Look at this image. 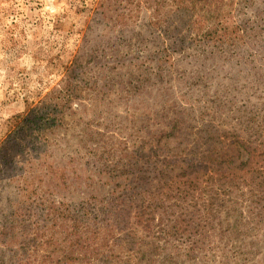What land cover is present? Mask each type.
I'll use <instances>...</instances> for the list:
<instances>
[{"label":"rangeland","instance_id":"obj_1","mask_svg":"<svg viewBox=\"0 0 264 264\" xmlns=\"http://www.w3.org/2000/svg\"><path fill=\"white\" fill-rule=\"evenodd\" d=\"M130 1L0 0V145L15 116L52 91H64L66 70L80 59L79 97L50 138L48 166L34 169L49 174L36 202L32 149L15 160L1 152L0 264H264V202L254 190L264 185L254 175L255 169L264 171V0H218V12L204 14L202 24L215 28L207 42L192 30L196 18L180 14L171 26L181 29L184 40L176 52L168 49L175 34L163 41L165 30L148 26L155 12L164 19L176 8L172 0ZM126 6L133 17L122 24L118 16ZM100 7L110 9L101 25L93 20ZM164 49L171 62L162 66L158 54ZM212 133H226L214 144L223 148L221 155L232 148L229 134L246 147L223 182L203 183L219 193L210 211L203 202L177 198L170 204L163 196L165 178L145 186V200L168 209L147 228L136 227V206L109 212L119 201L108 195L124 183L115 176L141 173L132 166L134 153L156 150L153 164L165 167L163 159L175 160L195 144L206 154ZM177 175L169 177L174 185L180 184ZM52 204L63 213L80 208L89 216L81 222L47 217ZM101 205L110 206L104 216ZM179 217L188 232L166 235L167 220ZM92 219L103 220L100 235L109 225L100 242L89 230L95 228ZM115 223L126 225L124 231L115 230Z\"/></svg>","mask_w":264,"mask_h":264},{"label":"trees","instance_id":"obj_2","mask_svg":"<svg viewBox=\"0 0 264 264\" xmlns=\"http://www.w3.org/2000/svg\"><path fill=\"white\" fill-rule=\"evenodd\" d=\"M104 0H100V3ZM140 1L145 0H139ZM133 4L130 0H126V3ZM218 0H172V6L176 7L175 9H171L167 13V17H164V19L159 18V14L155 12L154 20H150L148 23L149 28L151 29H159L163 31L162 39H167V37L170 34H175L177 41L173 42L168 45V49L176 52L177 50H180L183 48L184 40L181 39V29L179 27L174 28L171 31L172 23L174 22V18L178 17L180 14H188L191 13L192 17H195L196 20L193 21V28L194 32L197 33V35L200 37L202 35V38L204 41L207 42L208 39L213 37L215 33V28L213 25L211 27L206 28L202 23L204 20H207L204 14L206 13H217ZM159 7L161 4L156 3ZM99 5V4H98ZM128 5V4H127ZM138 5V6H139ZM200 7H199V6ZM178 6V8H177ZM103 7V6H102ZM97 8V10L94 13L93 20H98V24L101 25L107 20V11L104 9L103 11L101 8ZM183 7V8H182ZM173 8V7H172ZM191 8V9H190ZM191 10V11H189ZM194 10V11H193ZM124 13L119 14L118 21L119 23H125L128 18L133 17V9H129L127 6L123 9ZM187 11V12H184ZM196 12V13H195ZM201 18H197V15ZM153 16V15H152ZM166 18V19H165ZM162 26V27H161ZM158 32V31H157ZM191 34V33H190ZM178 42L182 45L180 49H175L178 47ZM163 50L161 53H159V61L162 63V66L166 63H169V60L171 62V52L169 50ZM161 66V68H162ZM79 67H80V59L79 57L74 58L72 65L68 67L66 70V74L64 76L66 80V87L62 93H60L59 96H57L56 92H51L46 97H44L43 100H41L38 104L32 105V107H28L27 110L24 113H21L14 118V124L12 125V128L8 132V135L6 139L1 143L0 145V156L2 155L1 152L7 153L11 159H14L19 156H24L27 158L29 156V151L32 149V202H36V195L39 194L38 189H43L44 186H46V177L49 175L48 173H42L38 174L39 172H35L34 169H38L46 165L47 162V149L52 146L50 144V138L53 136V133L60 129L63 126L64 122V115L67 111L70 110V106L72 103L78 99L79 97V91H80V73H79ZM180 122L175 121L173 123V129L176 131L179 128ZM216 130H213L215 132ZM213 137L206 139L205 145H207V153L201 154V147L198 145H194L195 147L192 150H187L179 154V156L173 155L176 159L172 160L170 162H164L166 159H163L161 161L162 164L167 165L165 167H161L159 161L158 165L153 164L154 163V157L157 155V151L154 150L150 155H146V153L138 154V152L132 155V166L133 168L137 169V167L140 169L141 173L132 172L128 176L124 177V174L127 173L126 170L119 173L115 176V178L118 180L120 178L121 181L124 180V183L121 185L115 186V188L112 190V192L108 195L109 200H116L119 201L118 205L111 206L110 213H118L119 210L122 209L123 206H129L130 208L133 206H136V215L135 218H138V222L135 223L136 227L142 226L147 228V225H150V223L155 220L156 213L161 211L162 215H165L167 212L166 204L164 205H158V202L150 203L146 201L144 194L146 193L145 186H147L148 181L152 180H163L165 178H168V182L166 183V186L168 188V191L163 193V196H165L166 200L169 201V203H172V200L179 199L184 200V202H188L191 200L193 205H199V203L203 202L206 206V210L210 211V205L212 204V201L219 199V193L213 191V189H207L203 187V183L213 182V181H220L223 182L226 178V176L229 174L228 171L231 169H234L233 162L236 159L241 158V151L246 147L245 144L240 142L237 136L233 134H229L227 139H231V144L229 147H232L230 152H226L227 154L221 155L223 148L220 150L217 147H215V142L220 141L219 138H224L226 133L223 134H215L212 133ZM165 134H161L160 137L157 138V141L162 138ZM171 135L166 136L165 138H170ZM164 138V140H165ZM199 147V148H198ZM242 148V149H241ZM237 151V153H236ZM263 152V151H262ZM36 154V155H35ZM252 152L249 150L248 155L251 156ZM35 155V157H33ZM10 164H13V161H9ZM130 164V163H129ZM155 165V166H154ZM14 166V165H12ZM176 167H179L178 169ZM223 167V169H222ZM137 169V170H139ZM175 171L178 173L177 177H180L179 185H174L172 182H174L171 178H169ZM41 173V172H40ZM254 174V173H253ZM203 176H208V179L202 180ZM214 175H218V177L215 179V177H212ZM256 177H261L264 179V171H261L259 169H255ZM254 179V178H253ZM51 180L49 178L48 184L51 183ZM142 186V188H141ZM264 185H258L257 189H254L258 191V202H264ZM143 189V191H142ZM116 193V195H115ZM196 194H198V197H196ZM174 196V197H173ZM40 199H42V196H40ZM130 200L128 203L127 201ZM135 200V202L133 201ZM188 200V201H187ZM40 202V201H37ZM139 202V203H138ZM41 203V202H40ZM138 203V205H136ZM115 204V203H114ZM126 204V205H125ZM175 205V204H173ZM69 207L68 210H65V213L58 211L56 205H49L45 209V214L47 217H54L56 215L63 216L65 215V218H72V220L81 222V218L89 216V214L78 208V211L75 212V208L72 210V208ZM110 208V206L101 205V208L98 209V212L100 215H106L107 210ZM182 208V207H181ZM180 208V209H181ZM118 209V210H117ZM170 209H172L170 207ZM152 210V211H151ZM75 212V215H74ZM208 211H206L207 213ZM72 213V215H71ZM69 214V216H68ZM130 214V212H129ZM184 213H180L179 215H183ZM91 219V218H90ZM90 219H86L83 222L87 223ZM180 217L173 221H168L169 224H166L167 227L163 230L164 233L168 236H175L179 235L182 232L187 233L188 232V225L184 228L182 227V222L179 221ZM95 221V228L90 227L89 230L93 232L95 240L98 242L102 241L100 239V236L105 235L108 236L109 232V225L106 226L105 232H103L100 235V227L103 220L97 221L96 219H92ZM116 229L120 232L124 231V228L126 225L118 226L117 223H115ZM138 225V226H137ZM105 233V234H104ZM104 237V236H103ZM114 240V238H113ZM116 242L119 243V238H115ZM123 240V239H120ZM109 240L104 241L102 244L103 247H107L109 245ZM132 245L137 247L139 245L138 242H134Z\"/></svg>","mask_w":264,"mask_h":264}]
</instances>
